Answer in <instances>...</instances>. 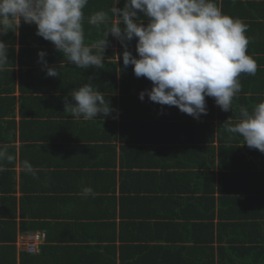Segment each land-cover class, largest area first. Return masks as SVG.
<instances>
[{"label": "trees", "instance_id": "trees-1", "mask_svg": "<svg viewBox=\"0 0 264 264\" xmlns=\"http://www.w3.org/2000/svg\"><path fill=\"white\" fill-rule=\"evenodd\" d=\"M236 1L225 0L222 5H219L218 2L217 4L225 14L240 19L248 26L246 32L249 39L247 54L256 61L257 71L255 75L242 73L238 77L241 90L233 98L232 111H222L215 104L214 98L206 97L207 114L201 115L197 120L188 114L182 113L176 106H161L153 103L147 95H145L143 101L138 99L137 96L136 99H132L130 95L125 97L124 92L129 93L138 90L140 93L145 89L150 90L152 82L144 77L137 78L134 75L133 67L129 65L125 68L123 63L119 64L122 69L121 75L118 77L114 69L108 68L111 64H115L113 61H109L105 63L107 69L103 70V67L96 70L98 86L107 94L113 93L111 98L116 106L118 97L115 93L121 92L120 105L119 107H113L114 111L111 115L113 121L110 122L109 126L115 130L117 129L115 118L117 110H119V124L122 126L120 130L122 129V133H128V136L132 138H125L121 135L119 158L117 157L116 144L106 143L105 146L100 145L98 147L108 148L107 151L113 157L110 162H106L102 157L95 162H89L86 159L81 161L80 166L74 168L68 159H63L61 148H69L72 145L77 148L81 143L64 140H57L56 143L51 144L44 141L46 143L43 142L41 145L44 149L43 158L39 156V153H35L34 159L38 161L35 166L43 168L41 171H38L40 169L36 170V172L38 171V178L48 180L54 174L59 176L75 175V179L87 177L91 180V184L88 183V186L96 188L102 185L105 187L107 180L111 181V184L117 178L121 181L119 190L122 221L119 224V229L122 233L129 229L130 236L121 235L118 250L116 245L117 222L108 221V223L99 224V228L102 230L95 247H103V249L98 252V255H95L97 258H106L107 262L112 264L114 260L116 262L115 255H120L121 261L127 262V264H139L131 257L144 248L143 253L146 255L143 259L148 258V260H151L153 257L152 261L155 258L158 259L154 254L156 250H160L162 253L163 250L169 249H173L175 254L182 258L185 256L184 258L199 260L200 254L208 251L201 239L199 240L202 242L203 247L198 248L200 251L195 253L177 243L176 237L171 232H166L168 226L172 225L169 218L173 217L168 213L170 208L166 202L169 199L168 194L174 186H181L180 181H182V184L187 181L193 183V194L201 193L200 196L195 198H198V200L202 198L207 205V209H209V219L204 223L207 229L214 227L213 221L217 217L220 226L227 231L224 234L229 237L230 248L236 250V246L240 247V244H243V248L247 249L252 256L255 255V264H264V153L243 144V138L238 134H229L226 131L229 124L235 125L241 120L242 109L251 112L256 104L264 101V0ZM227 3H233L232 11H228ZM111 4L112 0H89L85 8L93 11V13L96 11L108 12L111 20ZM123 5L124 0H120L117 7L122 8ZM83 11L84 14L88 13L85 10ZM86 15L89 17L90 14ZM83 24L85 23L83 22ZM108 26L107 24L90 25L87 31L97 41L103 38V33ZM107 39L109 40L108 46H112L116 42L118 47L124 49L121 43L111 35ZM0 40L9 44V60L4 65L3 70L0 71V133L4 132L7 135L8 132L6 133V131L9 125L13 127L18 125V121L14 116L17 97L12 94L16 87L22 93L20 103L23 102L20 109L23 108V110L25 104L27 107V104L32 105L34 103V106L37 107L40 102L47 101L48 97L50 100L56 98L52 95L50 97L35 92L48 89L46 87L48 83H44V80L49 77L46 76V71L42 70V65L38 63V52L45 51L47 62L55 63L56 58H58L55 54L58 51L50 41L36 35L34 24H25L23 20H21L18 35L16 32H9L7 35L0 36ZM87 42H92V40L87 39ZM129 46L134 55H137L135 49L136 39L129 42ZM74 70L79 73L77 68ZM87 71L88 69L81 70V74L86 75ZM118 78H120L119 83H116ZM130 83H138V85L130 87ZM62 97L65 98L66 95H62ZM147 103L150 104L146 105L143 114L137 111V114H141L142 117L133 116L132 110L136 111L139 106H142L143 109V104ZM23 110L21 109L22 114ZM21 112L19 113L21 114ZM34 113L38 115L36 118L19 119V123L24 124L22 125L23 128H29L32 125L31 130L33 132L36 131L34 130L36 125H41L47 120L46 117L52 113V110ZM10 114L12 117L6 118ZM44 114L48 115H45L44 119H40L39 117L44 116ZM63 114L70 116L69 112ZM130 117L132 118L130 119ZM67 122L72 123L69 122V119H63L60 124L65 126L64 124ZM142 128L143 130L150 128L153 133L156 131L155 136L163 135L160 140H163L164 143L160 145L153 144L155 146L149 144L150 135L148 132L139 131ZM66 137L70 139V136ZM42 138L43 136H39L38 140L41 141ZM7 139L6 136L5 140ZM44 140L48 139L44 137ZM151 140L150 142H152ZM156 141L155 143H157ZM2 142L6 141H3L1 136L0 145ZM202 144L205 146L201 147ZM37 145V143L33 144L35 147ZM247 156H250V158H247ZM7 160L0 161V166L4 167ZM118 164L120 169H117ZM24 175L26 174H23V177ZM215 175H217L219 184L225 192L219 190V187L216 188ZM15 177L13 170L7 169L0 172V192L2 194H0V217H8V219H4L6 221L0 222V239L11 242L15 239L16 231V221L12 220L14 217L13 211L16 209V198L13 196L16 190ZM216 190L226 195H237L229 198L227 196L219 197L217 200L215 197ZM242 196L244 200H242ZM95 197L99 198L101 195ZM113 199L116 203V198ZM113 199L108 201H113ZM243 201L254 202L255 208L241 210ZM111 213L112 211L110 215ZM22 223L26 225L24 221ZM22 223L20 222L19 225H22ZM254 225L258 228L257 232ZM176 226L173 225L174 228ZM237 226H239V229L235 230L234 228ZM143 232L145 234H142ZM190 234L193 237L186 236L185 241H194L198 238V233L194 230ZM196 234L197 237L194 238ZM205 239L209 241L207 245L209 249L213 237L208 236ZM151 242H154V244ZM169 242L175 243L172 245L173 243ZM148 243L151 244L147 245ZM157 243L160 244L155 245ZM0 245V264H10L13 259L9 249H13V246L8 245V243ZM145 249L148 252H145ZM224 250L221 248V251ZM252 250L255 251V254H252ZM224 252H227V250ZM208 256L212 260L210 254ZM224 257L229 262L225 264H232L225 254ZM150 264L160 263L155 261Z\"/></svg>", "mask_w": 264, "mask_h": 264}, {"label": "clouds", "instance_id": "clouds-1", "mask_svg": "<svg viewBox=\"0 0 264 264\" xmlns=\"http://www.w3.org/2000/svg\"><path fill=\"white\" fill-rule=\"evenodd\" d=\"M88 2L0 0V36L9 32L18 35L21 20L34 24L36 35L50 41L68 62L88 69L103 68L107 37L111 35L125 49L123 66L131 65L137 78L152 82L150 90L139 93L141 101L147 95L151 102L176 106L197 120L207 114L206 97L214 98L222 111H232L233 98L241 90L238 77L257 71L256 61L247 54L248 26L225 14L216 0H124L122 8L117 7L120 0H112L111 20L105 11L90 15L91 25H109L103 38L90 44L85 43L83 28V10ZM140 13L148 18L147 24ZM133 39L137 55L127 50ZM8 50L9 44L0 40V71L9 60ZM45 56V51L38 52L42 70L50 77L61 76L58 66H49ZM69 96L71 101L64 98V111L75 119L90 121L98 114L107 117L114 111L91 83L82 84ZM241 117L226 131L238 134L243 144L264 153V101L251 112L242 109ZM5 159H10L8 147L0 145V161ZM23 169L32 172V165L25 160ZM83 194H93L92 189L84 188Z\"/></svg>", "mask_w": 264, "mask_h": 264}, {"label": "crops", "instance_id": "crops-1", "mask_svg": "<svg viewBox=\"0 0 264 264\" xmlns=\"http://www.w3.org/2000/svg\"><path fill=\"white\" fill-rule=\"evenodd\" d=\"M217 2L219 5H222L225 0H218ZM233 6V3H227L228 11H232ZM84 10L88 12L86 13L88 15L93 14V11L87 10L86 8ZM86 14H84L83 22L85 24H83V28L85 43L90 44L95 42V37L87 31L91 24L88 23L90 15L88 17ZM140 17L144 23H148V18L144 17L142 13H140ZM87 39L92 40V42H87ZM124 50L125 49L122 50L118 47L116 42L112 46H107L104 52L105 61L103 70L107 69L105 63L113 61L115 64H111L108 68H111L112 70L114 69L119 77L121 75L122 68L120 65L123 63L122 53ZM127 50L132 52L130 46ZM132 54L134 55L133 52ZM55 55L58 57L56 58V62H49L48 64L49 66H58V71L61 76H49L44 80V83H48L46 86L48 89L39 92L36 91L35 93L39 95H52L56 98L50 100L48 97L47 101L40 102L37 107L34 106V103L32 105L27 104V107L25 104L24 110L21 108L23 110L22 114L20 109L21 103L23 102L20 103L22 93L16 87L12 94L17 97L14 116L18 121V125H14V127L9 125V128L6 131V133L8 132L7 135L4 132L0 133V137L2 136L3 141H6L2 142L1 145H6L8 147V154L10 156V159L7 160L8 164L6 162L7 166H0V168H3V170H13L16 175V190L13 193V196L16 198V209L13 211L14 217L12 218L13 221H16V231L14 229L15 239L12 242L0 239V244L8 243V245L13 246V249H9L13 259L10 264H110L107 262L106 258L101 259L95 256L103 249V247H100L101 249L96 248L95 244L99 240L102 230L99 228V224L108 223V221L117 222L116 245L118 250L121 235L124 234L125 236H130L129 229L124 233L119 229V224L122 221L120 217V208L122 205H120L119 190V184L121 181L119 178H117L113 184L110 183L111 181L107 180V185L105 187L102 185L97 188L88 186V183L91 184L89 178L81 177L80 179H75V175L59 176L54 174L46 180L45 178L37 177L38 171L43 170V168L35 166L38 161H36L37 159H34V157L35 153H39V156L43 158L44 149L41 145L44 141H48V144H51L56 143L55 141L57 140H64L81 143L77 148L73 145L69 148H61L63 159H68L74 168L80 166L81 161L86 159L89 162H95L102 157L106 162H110L113 157L112 154L107 151L108 148L104 149L98 147L100 145L105 146L106 143L116 144L117 157L119 158L121 135L125 136V138L132 139L128 136V133H122V129L120 130L122 126L119 124V110H117V116L115 118V122L117 123V129L115 130L109 126L110 122L113 121L111 120L113 117L111 116L113 115L112 113L107 117L98 114L97 118L90 121H84L82 118L78 120L71 115L65 116L63 113H67V111H64L65 101L62 95H66L69 101H71L69 94H71L73 90L78 89L84 83H91L94 89L100 91L103 96L105 95V100L109 101L110 107L113 108L119 107L121 92L118 91L115 93L118 97V104L116 106L111 98L113 93L107 94V92L102 91L103 89L101 88V90L98 86L99 82L96 80V70H99L100 68H88L86 75H82L81 70L87 69L79 68L74 64H71L60 52ZM76 68L79 70V73L74 70ZM106 77L109 78L108 76ZM119 79L120 78L116 80V83H119ZM133 85L136 87L138 83H130V87ZM139 85L143 86L141 84ZM124 94L125 97L130 95V97L132 96V99H136V96L139 99L138 90H133L129 93L124 92ZM149 104L150 103L143 104V109L142 106H139L136 111L132 110L133 116L142 117L141 114H137V111L142 113ZM49 110H52L51 114H44V116L39 117L40 119H44L46 117L45 115H48L45 122L41 125L35 126L34 130L36 131L34 132L31 130L32 125L29 128H26L25 126V128H23L22 125L24 124L21 122L19 123V119L21 118H25L26 120L36 118L38 115L34 112H48ZM19 112H21V114ZM11 117V114L6 116V118ZM132 117H130V119ZM63 119H69V122L72 123L67 122L64 124L65 126H63L60 124ZM139 131L148 132L150 135L148 143H151V145H160L164 143L163 140H160L163 135L155 136L156 134L154 133H156V131L153 133L150 128L147 130H143L142 128ZM6 136L8 137L7 140H5ZM39 136H43L41 141L40 139L38 140ZM66 136H70V139H67ZM44 137L48 140H44ZM150 140L152 142H150ZM155 140H157V143H155ZM34 143L38 144L37 147L33 146ZM204 146V144L201 145V147ZM247 158H250V156H247ZM25 160L32 165V172L27 173V171L23 169V162ZM117 169H120L119 164L117 165ZM36 170L38 171L36 172ZM215 170L217 171V168ZM23 174L26 175L23 177ZM214 180L216 188L219 187V190L225 192L219 184L217 175H215ZM180 184L181 188L174 186L173 190L168 194L169 199L166 201L168 206H170L168 213L173 215V217L169 218V222L172 223V225L168 226V231L166 232H171L176 237L177 243L195 253L200 251L198 248L203 247L202 242L199 240L201 239L206 245L208 251L204 254H200L199 252L200 257H198V260L196 258H184L185 256L182 258L179 255H176L173 249L163 250L162 253L160 250H156L154 254L158 259L155 258L152 261L153 257L151 260H148V258L143 259L146 255L143 253V248L133 256L131 255V258H134V261L139 262V264H150L155 261L160 264H225L229 263L224 257L225 254L232 264H255V255L252 256L247 249L243 248V244H240V247L236 246V250L230 248L229 237L224 234L227 231L220 226V221L217 217H215L213 221L215 224L214 227L212 229H207V226L204 225V223L209 219V209H207V205L202 198L201 200L195 198L196 196H200L201 193L193 194L192 182L184 181L182 184V181H180ZM88 187L92 189L93 194L85 196L83 194V189ZM221 191H215V197L217 200L219 197L223 198L227 196L229 198L237 195H226ZM97 195H101V197L96 198L95 196ZM113 198H116V203H114ZM241 198L244 200L243 196ZM110 199H113V201H108ZM253 203L254 202L249 203L248 201H243V205L240 209L245 210V208H255V204ZM111 211L112 213L110 215ZM4 219H8V217H0V222L6 221ZM23 221L26 225L22 223ZM20 222L22 225H19ZM173 225H177L176 228H174ZM254 228L257 232L258 228L255 225ZM234 229L238 230L239 226ZM193 230L198 233V238H196V234L194 237L196 240L185 241L184 239L186 236L193 237L190 234ZM31 231H44L46 234L45 240L39 244L38 251L35 253H29L26 251L21 243L24 234ZM142 234L145 233L143 232ZM208 236L213 237L212 243L210 242L209 244V249L207 246L209 241L205 239ZM151 243L154 244V242ZM151 243H148L147 245H150ZM169 243H173L172 245H174L175 242ZM159 244L157 243L155 245ZM69 248L70 250H68ZM221 248L227 250V252H224L225 250L221 251ZM146 251L147 249H145V252ZM252 252V254H255V251L252 250ZM209 254L212 260H210L208 256ZM115 257L117 258L116 262L114 260V263L112 264H127V262L121 261L120 255H115Z\"/></svg>", "mask_w": 264, "mask_h": 264}, {"label": "built area", "instance_id": "built-area-1", "mask_svg": "<svg viewBox=\"0 0 264 264\" xmlns=\"http://www.w3.org/2000/svg\"><path fill=\"white\" fill-rule=\"evenodd\" d=\"M24 238L26 239L25 241H23ZM44 239H45L44 232L35 231V232H30L25 236H23V238L21 239V243L25 250L34 253L37 251L39 244L43 242Z\"/></svg>", "mask_w": 264, "mask_h": 264}, {"label": "rangeland", "instance_id": "rangeland-1", "mask_svg": "<svg viewBox=\"0 0 264 264\" xmlns=\"http://www.w3.org/2000/svg\"><path fill=\"white\" fill-rule=\"evenodd\" d=\"M39 232H42V231H39ZM26 234H27V233H26ZM26 234H24V236H25ZM25 240H26V239L24 238L23 241H25Z\"/></svg>", "mask_w": 264, "mask_h": 264}]
</instances>
